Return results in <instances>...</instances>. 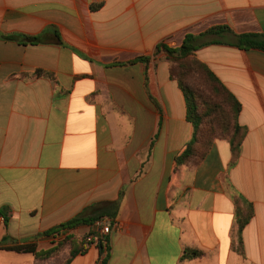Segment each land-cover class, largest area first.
<instances>
[{
	"label": "crops",
	"instance_id": "0c3cea01",
	"mask_svg": "<svg viewBox=\"0 0 264 264\" xmlns=\"http://www.w3.org/2000/svg\"><path fill=\"white\" fill-rule=\"evenodd\" d=\"M241 34L264 35V0H0V264H51L12 249L48 250L63 236L42 234L116 203L104 254L71 264H264V52L232 46ZM188 35L242 104L234 166L218 139L175 170L192 124L157 49ZM236 197L254 208L243 253Z\"/></svg>",
	"mask_w": 264,
	"mask_h": 264
},
{
	"label": "trees",
	"instance_id": "16d2710c",
	"mask_svg": "<svg viewBox=\"0 0 264 264\" xmlns=\"http://www.w3.org/2000/svg\"><path fill=\"white\" fill-rule=\"evenodd\" d=\"M225 32H231V30L228 27H215L209 30L208 34L221 35ZM24 39L31 44L37 42L36 37H24ZM196 42L197 38L195 36L188 35L181 47L171 48L162 44L157 49L158 53L166 54L170 63V75L185 94L187 120L192 124L190 140L175 160V170L181 172L201 163L218 139L230 142L233 153L232 166H234L239 158L247 134V129L241 126L239 121L242 111L241 102L208 65L195 57V52L199 48ZM232 46L242 50L254 49L264 52V35H235V42ZM140 61L148 65L150 59L141 58ZM31 77L55 79L53 74L42 70H38ZM196 82H201L202 86H197ZM241 202H244L242 197L235 198L240 234L239 251L243 253L241 233L254 217V208L248 205L244 211L240 210ZM118 209L119 203H116L103 213L91 217L81 215L45 232L42 235L63 236L48 250L37 251L36 248L29 246L12 250L32 253L38 263L71 264L79 255L88 253L93 245L89 241L93 231L81 239H77L70 232L73 229L85 226L93 229L95 223L103 218H108L113 222ZM109 242L107 237L105 242L98 245L102 248V255L105 249L109 247ZM66 250H68L67 254H65ZM201 256L202 253L200 251L187 249L184 251L182 261L197 259ZM101 264H107V257L101 261Z\"/></svg>",
	"mask_w": 264,
	"mask_h": 264
},
{
	"label": "built area",
	"instance_id": "2783aa9c",
	"mask_svg": "<svg viewBox=\"0 0 264 264\" xmlns=\"http://www.w3.org/2000/svg\"><path fill=\"white\" fill-rule=\"evenodd\" d=\"M111 234V221L108 218L98 220L93 227V235L89 238V241L93 245H99L107 239Z\"/></svg>",
	"mask_w": 264,
	"mask_h": 264
},
{
	"label": "rangeland",
	"instance_id": "374dc122",
	"mask_svg": "<svg viewBox=\"0 0 264 264\" xmlns=\"http://www.w3.org/2000/svg\"><path fill=\"white\" fill-rule=\"evenodd\" d=\"M196 85L199 86V87L202 86L201 82H196ZM92 231H93V229L91 230V232H92ZM89 233H90V232H89ZM89 233H88V234H89Z\"/></svg>",
	"mask_w": 264,
	"mask_h": 264
}]
</instances>
